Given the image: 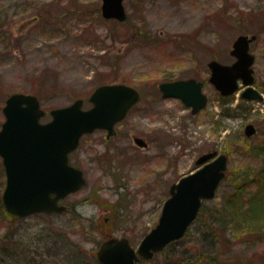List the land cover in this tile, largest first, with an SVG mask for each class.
Returning a JSON list of instances; mask_svg holds the SVG:
<instances>
[{"label": "rangeland", "instance_id": "1", "mask_svg": "<svg viewBox=\"0 0 264 264\" xmlns=\"http://www.w3.org/2000/svg\"><path fill=\"white\" fill-rule=\"evenodd\" d=\"M102 2L0 0V128L14 92L38 96L48 111L42 121L78 98L91 107L101 84L142 93L117 135L83 136L74 161L87 184L68 198L67 213L8 220L0 156V264H100L97 252L111 236L138 247L171 185L213 150L229 157L215 197L185 237L140 264H264V99H243V87L221 98L208 66L232 63L234 40L256 35L254 86L264 92V0H125V22L105 18ZM189 77L203 81L209 97L197 114L159 90L161 82ZM248 124L256 127L251 136Z\"/></svg>", "mask_w": 264, "mask_h": 264}, {"label": "water", "instance_id": "2", "mask_svg": "<svg viewBox=\"0 0 264 264\" xmlns=\"http://www.w3.org/2000/svg\"><path fill=\"white\" fill-rule=\"evenodd\" d=\"M105 18L124 21L127 11L124 0H103ZM256 35H239L231 54L235 61L225 64L212 59L210 82L224 96L246 86L242 97L263 99L254 87L255 55L250 51ZM241 82V84H240ZM264 85V81H263ZM204 83L195 78L162 82L164 97L181 99L196 114L208 103ZM92 106L83 108L84 99L50 110L51 119L40 99L32 93L14 92L6 99L5 120L0 128V155L6 172L2 195L4 215L10 221L33 213H57L65 210L59 199L76 192L86 184L82 169L69 164V153L80 138L96 129H106L107 136L115 133V124L122 120L140 99L139 91L124 83L97 86L90 96ZM247 136L256 132L254 124L245 128ZM143 145V138H136ZM198 169L170 187V197L163 205L157 225L147 233L137 249L127 237L105 240L97 253L101 264H136L140 258L151 259L172 241L182 238L197 218L204 200L215 197L219 184L226 176L228 155L218 150L202 154L196 161ZM54 194V195H53Z\"/></svg>", "mask_w": 264, "mask_h": 264}, {"label": "flooded vegetation", "instance_id": "3", "mask_svg": "<svg viewBox=\"0 0 264 264\" xmlns=\"http://www.w3.org/2000/svg\"><path fill=\"white\" fill-rule=\"evenodd\" d=\"M189 78H195V79H197L196 77H189ZM180 79H188V78H179V79H174V80H170V81H175V80H180ZM197 80H199V79H197ZM170 81H165V82H170ZM162 83V82H161ZM138 89V88H137ZM139 90V89H138ZM140 91V90H139ZM140 93H141V91H140ZM141 95H142V93H141ZM119 127H120V125H118L117 127H116V135H117V133H119ZM106 132V131H105ZM106 134H107V132H106ZM83 138V137H82ZM106 138V140H109L110 138H112V137H105ZM81 143H82V139H81V141H80V143H79V146L77 147V149L81 146ZM144 147H148V142L147 141H145V143H144ZM76 149V150H77ZM76 150H74L73 152H71L70 153V155H69V162H70V164L71 165H73V166H75V167H79L76 163H75V161H74V155H75V153H76ZM75 193H70V194H68L67 196H65L61 201H60V204H63L65 207H66V209H65V211H63L62 213H58V214H64V213H67V212H69L72 208H71V206H69L68 204H67V201H68V198L70 197V196H72V195H74ZM73 206L75 207L76 206V204H75V202H74V204H73ZM141 262V261H140ZM140 262H138V263H136V264H140Z\"/></svg>", "mask_w": 264, "mask_h": 264}, {"label": "trees", "instance_id": "4", "mask_svg": "<svg viewBox=\"0 0 264 264\" xmlns=\"http://www.w3.org/2000/svg\"><path fill=\"white\" fill-rule=\"evenodd\" d=\"M221 98H223V99H227L228 100V97H222L221 96ZM109 204H111V203H109ZM110 206V208H112L113 209V204H111V205H109ZM202 207H203V205H202ZM201 212H202V208H201V210H200V213H199V215H198V217H197V219L196 220H198V219H200L201 218ZM113 213V212H112ZM113 215H114V213H113ZM186 235H187V233H186ZM185 237V236H184ZM167 248V247H166ZM197 262H199L200 263V260H198ZM244 264V263H243Z\"/></svg>", "mask_w": 264, "mask_h": 264}, {"label": "bare ground", "instance_id": "5", "mask_svg": "<svg viewBox=\"0 0 264 264\" xmlns=\"http://www.w3.org/2000/svg\"><path fill=\"white\" fill-rule=\"evenodd\" d=\"M119 83V82H118ZM125 84V83H124ZM84 105V104H83ZM84 108V107H83ZM85 109H87V108H85ZM96 130H98V129H96ZM95 130V131H96ZM144 140V139H143ZM70 155V154H69ZM131 245L133 246V244L131 243ZM133 247H135V246H133ZM136 249H137V247H135Z\"/></svg>", "mask_w": 264, "mask_h": 264}]
</instances>
